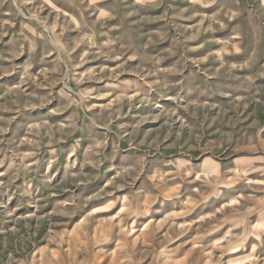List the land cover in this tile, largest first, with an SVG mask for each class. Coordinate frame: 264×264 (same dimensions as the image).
<instances>
[{"label": "rangeland", "instance_id": "obj_1", "mask_svg": "<svg viewBox=\"0 0 264 264\" xmlns=\"http://www.w3.org/2000/svg\"><path fill=\"white\" fill-rule=\"evenodd\" d=\"M0 264H264V0H0Z\"/></svg>", "mask_w": 264, "mask_h": 264}]
</instances>
